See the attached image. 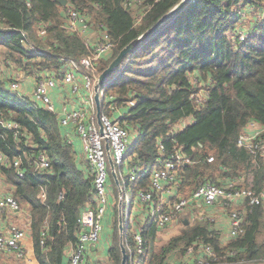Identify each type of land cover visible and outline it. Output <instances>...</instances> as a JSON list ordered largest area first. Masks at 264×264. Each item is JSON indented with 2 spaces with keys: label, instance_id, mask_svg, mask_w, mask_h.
Masks as SVG:
<instances>
[{
  "label": "trees",
  "instance_id": "obj_1",
  "mask_svg": "<svg viewBox=\"0 0 264 264\" xmlns=\"http://www.w3.org/2000/svg\"><path fill=\"white\" fill-rule=\"evenodd\" d=\"M65 1L62 5L60 0H0V63L13 65L31 80L45 71L58 74L69 61L80 68L81 58L91 48L80 34L62 28L65 10L71 7L92 27L104 29L113 42L110 55L99 61L100 74L121 49L181 0ZM245 7L260 12L264 0H188L125 56L100 89L101 112L122 107L120 123L133 133L128 153L141 170L134 181L120 180L130 200L138 191L150 189L152 170L167 159L174 161L177 177L171 203L188 198L203 183L227 191L264 189V159L237 146L249 122L264 126V15L240 40L237 28ZM15 79L22 81L14 74L0 81V155L4 157L0 180L20 207L28 208L37 262L66 264V253L80 233L78 218L92 198V176L78 165L58 116L34 102L30 93L12 91L9 82ZM199 88L206 95L196 103L192 95ZM130 100L132 106L127 104ZM186 118L190 122L182 125ZM4 120L17 123L24 135L14 137L2 125ZM41 153L50 162L46 169L34 165ZM177 155L188 162H178ZM14 158L20 159L18 168L12 166ZM218 205L227 214L235 207L225 200ZM191 206L186 208L188 217ZM241 211L244 232L238 237L223 241L220 226L207 212L202 219L184 224V211L176 217L182 224L180 232L160 246L154 219L135 229L125 217L126 264H170L172 258L177 264H189L184 261L189 249L195 254L204 246L213 253L205 255L207 264L264 263V207L243 200ZM137 231L143 240L140 250L133 237ZM108 256L110 264H120L115 236ZM0 264L23 262L0 255Z\"/></svg>",
  "mask_w": 264,
  "mask_h": 264
},
{
  "label": "built area",
  "instance_id": "obj_2",
  "mask_svg": "<svg viewBox=\"0 0 264 264\" xmlns=\"http://www.w3.org/2000/svg\"><path fill=\"white\" fill-rule=\"evenodd\" d=\"M65 17L66 21L62 28L80 34L86 45L91 48V53L81 58L80 68L69 61L58 74L51 71L42 73L35 79L30 97L38 105L58 116L59 125L63 128L64 133L67 129L74 132L75 135H73L80 141L81 155L85 163L83 168L92 176V198L85 205L78 218L80 233L77 243L66 253V264H85L86 251L90 244L99 241L102 220L110 207L108 197L109 158L115 166L119 180L127 177L129 181H134L141 167L132 163V157H129L128 150L133 143V133L120 123L122 107L111 106L109 114L101 112L99 122L102 125V133L96 117L93 86L99 75L97 67L100 59L110 55L113 42L104 29L94 28V30L87 18L73 8L68 7L65 10ZM39 33L44 35L45 31L41 30ZM237 36L240 40H243L247 35L237 33ZM6 78L0 72V81ZM20 86L21 83L16 79L9 82L12 91L20 90ZM195 87L198 88V84ZM54 91H59L61 100L58 103L53 100ZM205 93L204 89L199 88L198 92L192 95V98L196 103H200L205 97ZM127 104L132 106L134 101L130 100ZM189 122L190 119L186 118L182 120V125ZM1 123L6 129L12 131L14 137L20 138L24 135L17 123L6 120ZM40 136H42V133ZM67 142L72 145L70 140H67ZM237 146L264 159V126L253 121L249 122L243 132L240 133ZM0 159L4 160V157L0 155ZM176 159L178 162L182 160L188 162L186 158L179 155ZM207 161L212 162L213 157H209ZM19 165L20 159L14 158L12 166L18 168ZM34 165L36 169H46L49 167L50 162L46 155L41 153L34 161ZM124 167H127L126 172ZM174 168V161L170 159L160 161L150 174V189L136 193L140 203L150 205L152 210L150 218L154 219L158 229H163L173 220H176L177 215L182 214L191 203L200 202L209 207L224 200L233 205L247 200L248 205L264 207V189L256 192L249 186L244 189L227 191L224 187L210 183L201 184L188 198L171 203L162 194L166 192L172 195L173 193L177 181ZM18 174L22 176L23 173L19 171ZM42 197H44L43 194ZM7 211L10 213L22 211L18 201L11 193L0 195V214L2 215ZM242 214L243 212L238 208L227 214L228 238H235L243 234ZM29 225L30 220L26 224V229L10 223L3 232H0L1 256L20 260L23 263L27 260V251L23 246V240L26 237ZM133 237L138 250H140L143 243L140 233L135 232ZM198 251L200 252L199 256L193 258L189 264L194 262L195 264H207L205 255H213L209 246H204ZM188 252L189 255L194 253L192 248Z\"/></svg>",
  "mask_w": 264,
  "mask_h": 264
},
{
  "label": "crops",
  "instance_id": "obj_3",
  "mask_svg": "<svg viewBox=\"0 0 264 264\" xmlns=\"http://www.w3.org/2000/svg\"><path fill=\"white\" fill-rule=\"evenodd\" d=\"M27 88H29L28 84H27ZM22 92H26V90H23ZM53 100L56 101V103L60 102L61 99H60L59 91L58 92L54 91ZM65 133L64 134L67 140H70L72 142V146L75 151V158H76L78 165L81 168H83L85 163L82 159L81 145H80L79 139L76 136H74L75 134L71 129H67ZM111 180L110 179L108 180V190H109L108 197H109L110 207L107 209L103 217V220H102V231H101L99 241L97 243L90 244L86 251V263L85 264H110V259L108 256L109 247L112 243L114 236L116 238H119V230H118L119 190L114 180L113 179ZM1 187L2 189L0 190V195L9 194L11 192L9 187L4 185L3 183ZM120 187L123 191L122 193H124V190H123L124 187L121 184V182H120ZM123 195H124V197L122 196L123 228H124L125 217H127L126 219L129 220V223L132 224L133 227H135V229H137L139 226L144 224V222H146V220L150 218V216L152 215L151 207L149 204L140 203L136 195L134 196L132 200H130L125 193ZM162 196L165 197L167 201H170L169 197L171 196V193L168 194L164 192ZM235 207L238 209H241L242 203L238 202L235 205ZM188 211H190L191 213L190 216H193L194 218L195 216H198L199 220L202 219L203 213L207 212L209 214V217H211V219L214 220L216 226H220L222 240L226 241L228 239L227 230H226V228H228L227 227L228 226L227 213H226V210L222 206L218 205V202L209 207L203 205L200 202L192 203V206L189 207ZM216 215H218L217 218L215 217ZM28 219H29L28 208H25V207L19 213H10L7 211L6 213L2 215L0 214V232H3L6 226L10 223H14L17 226H20L23 228L25 227L26 229L27 227L26 224L29 221ZM184 224H188V221L184 220ZM28 230H29V227L27 229L26 237L23 240V244H24L23 246L25 250L27 251V260L23 264H39L35 258L33 241H32L31 236L29 235ZM161 230L162 229H159V231ZM199 254L200 252L196 251L195 254L186 256L184 258V261H186L187 263H191L192 258L198 257ZM169 263L177 264L175 258H172Z\"/></svg>",
  "mask_w": 264,
  "mask_h": 264
},
{
  "label": "water",
  "instance_id": "obj_4",
  "mask_svg": "<svg viewBox=\"0 0 264 264\" xmlns=\"http://www.w3.org/2000/svg\"><path fill=\"white\" fill-rule=\"evenodd\" d=\"M188 0H181L177 5H175L171 10H169L164 16H162L152 27H150L148 30L143 32L141 35H139L135 40H133L131 43H129L127 46H125L123 49H121L116 57L109 63V65L104 69L97 77V80L93 86V99L95 102L96 107V117L98 120V123L100 125V132L102 133V125L99 122L100 114H101V99H100V89L104 87L106 82L109 78L112 77L115 70L119 67L122 60L125 58L126 55H128L133 49H135L139 44H141L143 41H145L147 38H149L153 33L158 31L166 22H168L171 17L177 13L187 2ZM60 3L62 5L66 4L65 0H60ZM109 165H110V175L112 179L114 180L115 184L118 187L119 190V199H118V230H119V236L121 239V242L119 244L120 254H121V262L120 264H126L127 254H126V247L124 244V234H123V213H122V195L123 191L120 187V180L117 176V173L115 171V166L112 163V160L109 158ZM258 264H264V263H258Z\"/></svg>",
  "mask_w": 264,
  "mask_h": 264
},
{
  "label": "rangeland",
  "instance_id": "obj_5",
  "mask_svg": "<svg viewBox=\"0 0 264 264\" xmlns=\"http://www.w3.org/2000/svg\"><path fill=\"white\" fill-rule=\"evenodd\" d=\"M242 15H243V19H242L243 23H241L238 26L237 29L240 30V31L237 32V33L238 34L240 33L241 35L243 34L245 36V35H248V31H249L252 23L255 22V21H260L263 18L264 10H261L260 12H257V11H253L249 7H245L244 10H243V14ZM93 29H94V26H93ZM0 72L3 74L4 77H7V78L10 77V76L12 77L13 74H14L15 77L19 76L22 79V81H21L22 91L26 90L25 93H30L32 91L33 86L35 84L34 83L35 80H31V78H27V77L23 76V73H21L19 70L15 69L13 65H12V67L7 66V64L5 62H3V60H1ZM7 74H10V75H7ZM27 84L29 85V88H27ZM126 169H127V167H124V171L125 172H126ZM109 179L110 180L112 179L111 175L109 176ZM1 185H2V183L0 182V190L2 189ZM122 196L124 197V195H122ZM234 209H236V207H233L231 210L234 211ZM187 213H188L187 210H185L184 215H187L185 217L186 221L188 220L190 222H195V220H198V219H196V218H198V216H195V218L193 216L188 217ZM228 214H230V212ZM210 215H212V214H210ZM215 217L217 218L218 215H216ZM181 229H182V224L180 222V218H178L176 220H173L166 227H164L161 231H159V234L157 236V246L162 245L171 236H173L175 234H178ZM227 229L228 228H226V230ZM120 242H121V239H120V236H119V238H117L118 247H119Z\"/></svg>",
  "mask_w": 264,
  "mask_h": 264
}]
</instances>
